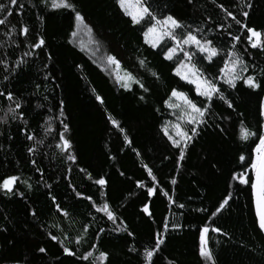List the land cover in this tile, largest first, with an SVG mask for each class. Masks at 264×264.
Segmentation results:
<instances>
[{
    "label": "trees",
    "instance_id": "1",
    "mask_svg": "<svg viewBox=\"0 0 264 264\" xmlns=\"http://www.w3.org/2000/svg\"><path fill=\"white\" fill-rule=\"evenodd\" d=\"M69 2L83 22L52 0H0V185L18 178L12 192L0 187V264H264L254 194L240 183L241 175L254 181L250 160L264 136V47L253 48L247 31L264 33V0H144L157 19L180 22L178 39L191 32L217 49L211 61L190 50L225 97L210 104L176 75L183 57L166 58L172 42L147 44L155 21L135 23L118 0ZM80 24L96 50L81 44ZM110 57L136 80L130 88ZM238 60L241 79L231 87L224 70ZM249 76L261 87L249 88ZM173 90L208 109L204 123L189 124L183 106L169 107L182 105ZM176 125L189 136L195 128L186 148L169 139H179ZM105 203L115 220L97 211ZM205 227L211 259L200 255ZM101 252L106 261L96 259Z\"/></svg>",
    "mask_w": 264,
    "mask_h": 264
},
{
    "label": "snow or ice",
    "instance_id": "2",
    "mask_svg": "<svg viewBox=\"0 0 264 264\" xmlns=\"http://www.w3.org/2000/svg\"><path fill=\"white\" fill-rule=\"evenodd\" d=\"M46 2V0H45ZM11 3L15 5L17 3V0H11ZM118 3L120 4L121 8H123L126 12L127 15L132 17V20L135 23H140L142 20H144L146 17L150 20L155 21V23L148 28V31L145 33V36H149V34L152 35V46L156 47L157 44L161 42V40L164 37L171 38L176 41V47L169 48L168 52L166 54L167 59H172L173 56L176 54L177 49L179 48L180 51H184L182 45H195L196 48L201 52V53H207V59L211 61L212 57L216 56L218 54L217 49L212 47L211 41H205L201 42L195 35H193L191 32L187 33V35L182 39H177L175 35V29H179L182 27L180 22H178L176 19H174L172 16H165L163 19H157V17L149 10L148 7H146L143 3L142 0H135V4L132 5V10H129V0H118ZM52 7L53 8H63V9H71L72 11L76 12L75 6L69 2V0H52ZM6 10V6L3 4H0V12H4ZM11 15V13H8ZM229 16L232 14L229 12ZM243 15L245 17L248 16L247 12H243ZM76 20L79 22H83L84 17L79 13L76 12ZM233 20H235V17H232ZM5 20L0 19V25L4 24ZM237 24H240L239 20H236ZM247 27V26H244ZM248 33H250L249 39L251 40L252 38H255V42L252 43V47H264V41H262V36H264V33H261L260 31L255 30L254 28L247 27ZM23 32L26 34L28 32L27 28L23 29ZM75 35V34H74ZM234 39L239 40V37H235ZM45 41L43 38L39 40L37 44H35L36 48H40L42 45H44ZM185 57L188 60H191V54L188 52H184ZM109 60L113 63H117L118 61L115 60L114 57H110ZM143 63V61H141ZM237 63H242V61H237ZM176 75L180 76L181 79H184L187 81L189 84H194L196 86V92L199 96L205 97L207 101H209V104L213 98V96L219 94V98L221 100H225V97L222 93H220V89L212 82L207 79L202 78V73L195 67V65H186L184 63H181L178 68L176 69ZM130 76V74H129ZM131 78V77H130ZM237 79H241L239 75L234 76L232 78L226 79L225 83L229 84L231 87H235V81ZM245 83L249 88H260L261 85L259 83L255 82L254 77H247L245 80ZM142 87V85H141ZM2 95V93H0ZM171 96L173 98H176V100L181 101V104H169V107L172 108H181L182 106L185 109L186 114L188 115V120L187 123L189 124H200L204 123V115L207 112V108L204 107H198L193 100L189 99L188 96L183 93L179 92L176 90H173L171 93ZM9 100L12 99L11 95H8L7 97ZM143 97H141L142 99ZM229 107H232L231 103L228 104ZM17 107H20V105H17ZM113 123L115 124L116 122L113 120ZM65 130H67L68 126L64 125ZM176 128V137L179 139L173 138L171 135H169V139L172 141L173 145L177 148L181 147V144L183 143L184 147H187V142L192 139V136L197 135L195 128L191 129L192 131V136H189V133L187 131H184L180 128L179 125L175 126ZM165 135H168V129L165 128ZM249 133L245 130L244 133V138H247ZM63 139V137H61ZM31 139V137H29ZM260 143L256 147V157L254 160H250L251 163V168L255 172V179L254 181L252 180L251 177L249 178H244L242 175L240 177V183L241 184H250L251 189L253 191V194L255 196V203H256V214L259 218V226L261 230H264V136L259 137ZM63 144L65 148H71V143L69 140L64 139ZM183 157V152H181L180 159L182 160ZM69 159L74 160L75 157L69 156ZM241 161L244 160V157H240ZM149 174L151 175V170H149ZM17 177H10L8 179H5L3 181V184L0 185V187H3L7 192H12L13 191V185L17 181ZM155 179V177H153ZM97 184L103 186L106 181L104 179H98L96 181ZM173 184L176 183L175 180L172 181ZM143 187V185H140ZM155 192V189L150 188L149 189V194H152ZM230 198V197H229ZM90 199V198H89ZM228 200L224 201V204H227ZM224 205H221V208ZM180 207H183V205H180ZM97 211H104L105 214L108 216L109 220H115L116 217L113 214L112 211L109 210V205L104 204L102 208L97 209ZM144 212H149L148 207L146 206L143 209ZM67 215V213H64ZM150 215V213H149ZM167 226H165L166 228ZM213 231H219V229H213ZM209 232V228L205 227L203 228L202 232L200 233V255L203 257H206L208 259H211V253L209 252L207 248V241L205 239L206 234ZM131 235V233H129ZM53 240H57L56 236L52 237ZM79 243V241L77 242ZM164 244V240L157 238L156 240V249L158 250L160 245ZM41 252H44L45 249L41 248ZM64 251L69 255V256H75V252L70 251L69 249L65 248ZM154 255L153 251H147L146 257L147 259L151 262L152 257ZM93 257V253L90 251L87 253V255H83L81 259L83 260H89L90 258ZM101 261H106L107 260V254L101 252L99 257L96 258Z\"/></svg>",
    "mask_w": 264,
    "mask_h": 264
},
{
    "label": "rangeland",
    "instance_id": "3",
    "mask_svg": "<svg viewBox=\"0 0 264 264\" xmlns=\"http://www.w3.org/2000/svg\"><path fill=\"white\" fill-rule=\"evenodd\" d=\"M142 3L144 4V0H142ZM135 4V0H129V10H132V5ZM123 9V8H122ZM124 10V9H123ZM125 12V10H124ZM126 13V12H125ZM129 16V15H128ZM131 17V16H130ZM132 18V17H131ZM79 29L80 31L78 32L79 33V37L80 39L82 40V45H84L89 51H94V49L96 50V43L94 42V40L92 39V37L90 36L88 30L86 29V27H84L83 25L80 24L79 26ZM177 29H175L174 31L176 32ZM176 35V33H175ZM251 35V34H250ZM177 38V36H176ZM178 39V38H177ZM145 40L147 42L148 45L152 46V35L149 34V36H145ZM169 41V42H172L173 44V47H176V41L171 39V38H168V37H164L161 42L159 44H157L156 47H158L162 42L164 41ZM84 41V43H83ZM202 42V41H201ZM251 44L253 42H255V38H252L250 40ZM203 43V42H202ZM153 47V46H152ZM154 47V48H156ZM172 47V48H173ZM184 51H180L179 48L177 49V52L176 54L173 56L176 57V56H181L183 57V61L182 63L186 64V65H193L191 60H188L185 55H184V52H188L191 54L190 50L192 49V51H198L200 52L195 45H182ZM96 52V51H95ZM201 53V52H200ZM98 54V53H97ZM207 54V53H206ZM111 62V61H110ZM110 64H112L114 66V69L116 71V75H117V79L119 81V83H121L124 87H129L131 86L132 84V81L133 83L136 82V80L132 77V76H127L126 74L122 73L121 69H120V66L119 64L117 63H113L111 62ZM241 71V65L237 63V61H231L228 63L226 69L224 70V79H229V78H232L234 76H237V75H240V72ZM180 77V76H179ZM202 78L206 79L203 75H202ZM184 80V79H183ZM238 80V79H237ZM186 81V80H185ZM236 82V81H235ZM194 85V84H193ZM195 86V85H194ZM196 88V86H195ZM176 99V98H175ZM179 103H182L181 101H178ZM263 117H264V107H263ZM255 174V172H254ZM208 234V233H207ZM207 234L205 236V239L207 241V248H208V239H207ZM206 258V257H205ZM208 259V258H207Z\"/></svg>",
    "mask_w": 264,
    "mask_h": 264
},
{
    "label": "water",
    "instance_id": "4",
    "mask_svg": "<svg viewBox=\"0 0 264 264\" xmlns=\"http://www.w3.org/2000/svg\"><path fill=\"white\" fill-rule=\"evenodd\" d=\"M254 179H255V174H254ZM254 202H255V196H254ZM255 211H256V203H255ZM256 217H257V221H258V224H259V218H258L257 214H256ZM262 231L264 232V230H262Z\"/></svg>",
    "mask_w": 264,
    "mask_h": 264
}]
</instances>
